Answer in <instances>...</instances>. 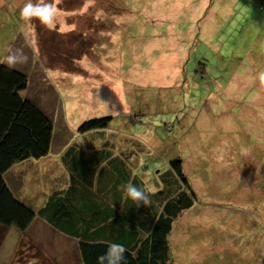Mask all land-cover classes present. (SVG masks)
<instances>
[{"label": "rangeland", "instance_id": "rangeland-1", "mask_svg": "<svg viewBox=\"0 0 264 264\" xmlns=\"http://www.w3.org/2000/svg\"><path fill=\"white\" fill-rule=\"evenodd\" d=\"M24 2L0 0V57L27 56L11 68L27 74L23 94L55 132L48 156L6 173L13 193L43 207L67 186L60 158L70 146L90 153L107 142L151 191L182 159L196 201L174 223L170 263L264 264L261 3L54 0L59 15L48 29L21 17ZM109 116L108 129L77 133ZM38 221L23 239L15 228L0 232V264H81L75 240Z\"/></svg>", "mask_w": 264, "mask_h": 264}, {"label": "trees", "instance_id": "trees-1", "mask_svg": "<svg viewBox=\"0 0 264 264\" xmlns=\"http://www.w3.org/2000/svg\"><path fill=\"white\" fill-rule=\"evenodd\" d=\"M258 1L260 10H264L263 2ZM28 86L26 73L0 65V232L5 235L15 228L23 239L33 220L40 217L54 230L75 240L81 264H97V257L110 242L125 247L121 264H171L174 223L196 201L182 159L169 162V170L159 173L163 176L162 187L151 191L143 176L132 171L130 157L105 149L107 142L90 153L70 146L60 158L62 168L69 174L67 186L50 193L43 207L36 210L13 193L6 173L17 162L48 156L55 132L52 119L41 111L35 99L23 94ZM113 119L86 120L77 133L104 131ZM143 168L133 170L144 171ZM127 182L148 194L147 205L136 207L126 198L119 186ZM21 239H17L18 243ZM17 246L15 253L21 248Z\"/></svg>", "mask_w": 264, "mask_h": 264}, {"label": "clouds", "instance_id": "clouds-1", "mask_svg": "<svg viewBox=\"0 0 264 264\" xmlns=\"http://www.w3.org/2000/svg\"><path fill=\"white\" fill-rule=\"evenodd\" d=\"M260 1L262 2V0ZM20 15L28 20L35 18L48 29H52L57 22L59 9L54 0H25L20 8ZM26 60L27 56L21 49L10 50L7 56L0 57V63H6L10 68ZM261 76L264 78V73ZM241 151L246 152L247 150L242 149ZM119 188L122 189L129 201L135 203L136 207L149 203V196L141 187L127 182L120 185ZM124 252L125 247L122 244L110 242L106 251L97 257V264H121Z\"/></svg>", "mask_w": 264, "mask_h": 264}, {"label": "crops", "instance_id": "crops-1", "mask_svg": "<svg viewBox=\"0 0 264 264\" xmlns=\"http://www.w3.org/2000/svg\"><path fill=\"white\" fill-rule=\"evenodd\" d=\"M143 6H145V4H143ZM124 23V22H123ZM39 222H41V221H38V217L37 218H35L34 220H33V223H32V225L26 230V232L24 233V234H28V232L32 229V227H33V224H38ZM45 222V221H44ZM47 225H49L47 222H45ZM50 226V225H49ZM66 237V236H65ZM67 237H69V236H67ZM66 237V238H67ZM19 239V238H18ZM5 243H3V245H4ZM4 247V246H3Z\"/></svg>", "mask_w": 264, "mask_h": 264}, {"label": "built area", "instance_id": "built-area-1", "mask_svg": "<svg viewBox=\"0 0 264 264\" xmlns=\"http://www.w3.org/2000/svg\"><path fill=\"white\" fill-rule=\"evenodd\" d=\"M262 2H263V6L261 7V9H263V8H264V0H262Z\"/></svg>", "mask_w": 264, "mask_h": 264}]
</instances>
